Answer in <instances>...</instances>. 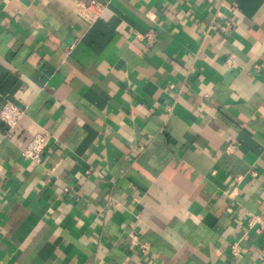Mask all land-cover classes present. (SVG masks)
<instances>
[{
    "label": "crops",
    "instance_id": "crops-1",
    "mask_svg": "<svg viewBox=\"0 0 264 264\" xmlns=\"http://www.w3.org/2000/svg\"><path fill=\"white\" fill-rule=\"evenodd\" d=\"M6 102L0 264H264V0H0Z\"/></svg>",
    "mask_w": 264,
    "mask_h": 264
},
{
    "label": "built area",
    "instance_id": "built-area-1",
    "mask_svg": "<svg viewBox=\"0 0 264 264\" xmlns=\"http://www.w3.org/2000/svg\"><path fill=\"white\" fill-rule=\"evenodd\" d=\"M105 9V5L93 1L89 5L82 6L80 12L81 15L87 17L89 20L97 18ZM227 27H230V23L228 22ZM23 115V110L11 103L6 102L3 108L0 111V117L5 124V136L10 137L12 135V129L15 127L19 119ZM50 141V134L47 131H42L36 134L32 140L23 148L22 155L25 159L33 161V162H40L42 155L45 149L49 146ZM264 228V222L262 224ZM147 246H143V251H147ZM238 249L234 246L233 252L238 254Z\"/></svg>",
    "mask_w": 264,
    "mask_h": 264
}]
</instances>
